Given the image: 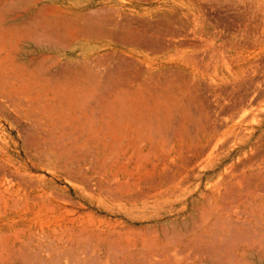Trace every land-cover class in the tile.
Returning a JSON list of instances; mask_svg holds the SVG:
<instances>
[{"label": "rangeland", "instance_id": "rangeland-1", "mask_svg": "<svg viewBox=\"0 0 264 264\" xmlns=\"http://www.w3.org/2000/svg\"><path fill=\"white\" fill-rule=\"evenodd\" d=\"M181 77L194 94V114L222 119L214 106L242 100L233 119L239 126L230 136L208 137L205 155L182 168L183 192L170 191L159 201L114 199L116 181L133 184L142 169L162 162L167 150L181 151L166 157L172 169L189 158L185 148L195 136L186 130L187 105L157 100L173 98L162 86ZM131 86L140 90L131 100L141 110L126 135L122 115L110 119L99 110V97ZM81 90L93 92L87 96L91 112L74 115L67 94L80 97ZM263 91L264 0H0V264H158L163 258L143 254L154 246L168 247L169 258L182 257V264H208L177 244L211 225L210 204L201 195L210 197L216 187L228 200L215 211L236 223L214 231L225 239L216 264L238 263L241 251L232 242V226L257 232L256 214L234 202L254 204L246 193L249 182L240 177L249 173L244 172L248 162L264 160V103H253ZM150 97L154 103L147 102ZM164 108L165 122L182 112L184 118L173 122L174 127L181 123L178 129L171 134L146 129L143 118L167 116ZM74 127L78 134L72 133ZM60 129L81 148L76 159L81 173L71 180L49 169L58 143L71 147ZM144 188L139 184L127 197L142 196ZM75 237L77 244L69 241ZM256 244L259 256H244L250 264L257 257L264 262V237Z\"/></svg>", "mask_w": 264, "mask_h": 264}, {"label": "bare ground", "instance_id": "bare-ground-1", "mask_svg": "<svg viewBox=\"0 0 264 264\" xmlns=\"http://www.w3.org/2000/svg\"><path fill=\"white\" fill-rule=\"evenodd\" d=\"M88 16V15H86ZM85 16V17H86ZM90 16V15H89ZM80 19V18H79ZM81 19H84V16L83 18ZM88 22V20L86 21ZM91 24H94V21L91 23ZM84 26V24H83ZM95 26V25H94ZM82 27V26H81ZM85 27H87L85 25ZM99 27V26H98ZM114 27V26H113ZM86 29V28H85ZM89 30V29H88ZM95 30V29H93ZM112 30V29H111ZM98 31V30H97ZM119 31V30H118ZM92 32V30H91ZM86 33V32H85ZM122 33V32H120ZM119 33V34H120ZM95 34V33H94ZM93 34V35H94ZM99 34V33H98ZM97 34V35H98ZM101 34V33H100ZM90 37V36H89ZM126 37V36H125ZM127 38V37H126ZM129 38V37H128ZM118 39V38H117ZM130 39V38H129ZM127 39V40H129ZM133 39V38H132ZM123 40V39H121ZM134 40V39H133ZM133 40L131 42H133ZM136 40V39H135ZM124 41V40H123ZM118 42V41H117ZM128 42V41H127ZM129 43V42H128ZM139 43V42H138ZM141 43V42H140ZM129 45V44H128ZM135 45V44H134ZM143 45V44H142ZM143 47V46H141ZM148 47V46H146ZM144 48V47H143ZM94 72V71H93ZM100 75V74H99ZM134 75V74H133ZM119 77V76H118ZM117 79V78H116ZM87 80V79H86ZM120 80V79H119ZM129 80V78H128ZM131 81V80H130ZM115 84V83H114ZM112 85V84H111ZM123 85V84H122ZM118 86V85H116ZM132 88L130 87H124L122 88L121 90L117 89L116 91H111L110 94L106 95V97H103L105 98L104 100L100 99L101 102V105H100V108L99 110H101L102 112H104L105 114H107L109 116L110 119L113 120V117L115 116L114 114L116 113L117 115H122V127L123 129H126V132L124 134L126 135H130L132 134V131L134 130L135 128V125L133 123V115L136 113V112H140V106L138 105L137 101L136 100H131L132 97H137L140 95V90L137 88V87H133L131 86ZM120 88H121V85H120ZM111 90V89H110ZM139 90V91H138ZM169 90V89H168ZM83 91V90H81ZM88 93L85 91V94L87 93V95L84 94V91L82 93V96L80 97H75V96H72V94L68 95V97H70L73 101H72V106H71V110H72V113L75 115L77 112H80L82 113L83 115H86V113L89 114V111L87 110L88 108V105H89V101L92 100L90 98V100L88 99L90 96H88V94H93V92H90L89 90H87ZM107 90L105 89V92ZM180 91V90H179ZM96 92V91H95ZM104 92V91H103ZM169 94V93H168ZM88 96V98H87ZM96 96V95H95ZM104 96V95H103ZM262 97V96H261ZM167 98V97H166ZM174 102V101H173ZM259 102V101H258ZM31 104V103H30ZM43 104V103H42ZM174 104V103H173ZM90 106V105H89ZM234 106V105H233ZM166 108V107H165ZM164 108V111L165 113L167 114V120L169 119V113H168V110ZM176 108V107H175ZM92 109V108H91ZM171 114V113H170ZM230 115V114H229ZM188 116V115H187ZM121 117V116H120ZM248 117V116H247ZM123 120H124V123H123ZM173 120V119H172ZM169 121V120H168ZM171 122V121H170ZM185 122V121H184ZM113 123V122H112ZM75 124H77V126L79 127L80 124L78 122V119L76 118L75 119ZM181 124V123H180ZM109 128L112 127V125L109 124L108 126ZM55 130H57V128H55ZM187 130V129H186ZM58 131V130H57ZM60 137H64V135H62L64 132L60 129ZM63 132V133H62ZM180 132V131H178ZM72 133H77V127H74L73 128V131ZM210 133V132H209ZM43 134V133H42ZM179 134V133H178ZM125 135V136H126ZM174 135V134H173ZM176 135V133H175ZM182 135V134H180ZM184 135V133H183ZM186 135V134H185ZM72 136V135H71ZM71 136L69 138L67 137H64V138H67L68 139V144L71 146L70 148H66L64 147V145L62 144V142H59L58 143V149L56 153H54L53 155V166L52 167H49V169L52 171V173L54 174H59V175H62V177L66 178V179H72L73 178V173L77 172V174L81 173V170L79 169V166L78 163H77V156L79 155L78 152L80 151L81 148H78L77 147V139L76 138H71ZM84 137V136H83ZM177 137V136H176ZM175 137V138H176ZM183 137V136H182ZM261 137V136H260ZM63 138V139H64ZM189 139V138H188ZM192 139V138H191ZM190 139V140H191ZM185 141V140H184ZM183 141V142H184ZM212 141V140H211ZM222 141H223V138H222ZM248 141V140H247ZM260 141V140H259ZM257 141V142H259ZM263 141V140H262ZM205 142H206V138L204 139V137H202V139H200V141L198 142V144L196 145H191L192 144V141L191 143H189L190 145L188 146V148H185L187 149V153H189V158L188 159H185L183 157V159L185 160H181L179 162H181V165H175L177 167L174 166V164H172V166H174V168L172 169V167L168 164V159L166 160V157L170 158L171 155L174 154V157H177L178 154L181 152L178 153L177 151L178 150H175L174 149H170V150H167L165 152V158L162 162H158L154 165H152L150 168H144L142 169V171L140 172V174L134 179L133 181V184H121L119 181H116L115 183H117L116 185V189H117V192H115L113 194V198L116 199V198H119V199H124L126 201H129V202H136V201H139V200H142V199H152V200H155V201H159V199H163L164 195H168V193L170 191H177L178 189H180V187H182L181 183L179 182L180 179H185V172L182 170V168H185V167H190L192 162L194 161H197L199 158H201L202 156L205 155V152L208 151L206 150L207 147H205ZM85 141L82 143V146L85 145ZM240 143V142H239ZM212 144V142L210 143ZM209 144V145H210ZM250 144V143H249ZM260 144V143H259ZM185 143H183V147H184ZM246 145V144H245ZM254 145V144H253ZM261 145V144H260ZM239 146V145H238ZM46 148V146H43ZM181 147V145H180ZM211 147L209 146V149ZM162 149L161 151H163V148H160ZM167 149V148H166ZM253 149V147H252ZM251 149V150H252ZM51 150V149H50ZM183 150V148H182ZM214 150V149H213ZM48 151V150H47ZM186 151V150H185ZM242 151V150H241ZM250 151V150H249ZM248 151V154L250 153ZM257 152V149L255 150ZM212 152V151H211ZM210 152V153H211ZM230 152V151H229ZM253 152V151H252ZM255 152V153H256ZM37 153V152H36ZM214 153V151H213ZM239 153V152H238ZM44 154V153H43ZM42 154V155H43ZM46 154H50L49 153H46ZM231 154V153H230ZM246 154V153H245ZM180 155V154H179ZM209 155V153L207 154V156ZM213 155V154H212ZM211 155V156H212ZM239 155V154H238ZM260 155V154H259ZM44 156V155H43ZM206 156V157H207ZM37 157V156H35ZM42 157V156H41ZM45 158L47 156H44ZM43 157V158H44ZM210 157V156H209ZM207 157V158H209ZM215 157V156H214ZM245 157V156H244ZM256 158H258V156H255ZM260 157V156H259ZM40 158V156H39ZM50 159V157H48ZM179 159L181 157H178ZM212 158V157H211ZM210 158V159H211ZM216 158V157H215ZM246 158H249V157H246ZM261 158V157H260ZM52 159V157H51ZM204 159V158H203ZM252 159V158H251ZM36 160V159H35ZM170 160V159H169ZM175 160H178V159H175ZM239 160V158H238ZM249 160V159H247ZM246 160V161H247ZM254 160H256L254 158ZM263 160V159H262ZM38 161V160H37ZM40 161H41V158H40ZM50 161V160H49ZM52 161V160H51ZM209 161V160H208ZM245 161V163H246ZM253 161V159H252ZM85 162V161H84ZM210 162V161H209ZM221 162V161H220ZM242 162V161H241ZM251 162V161H250ZM248 162V164H246L245 168H247V170H245L244 172H247L249 171V173H243L240 177V181H248L249 182V185H248V190H246V193H250L253 197L252 199L254 200V204L252 205L251 202L248 203L247 202V199L245 200H242L241 198L240 199H237L235 200L234 203H236L238 209H239V206L243 207V208H246V209H250L252 211V213L256 214V217L255 219L253 220L254 221V225L256 226L257 228V232H250L246 229H243V230H240V228H238V226H232V242L236 243L237 247L239 248V250L241 251L240 253L237 254V258L239 259L238 263L235 261V260H232V264H250L248 263L245 259H244V256L245 254L247 253H256L257 256H259V253L256 251V243L258 242L259 238L261 237H264V195L262 194L264 192V160L263 162L261 161L262 164L260 163H257L258 161L256 160V163L254 162V165H251V163ZM52 163V162H51ZM171 163V162H170ZM173 163V162H172ZM234 163V162H233ZM240 163V161H239ZM250 163V164H249ZM47 165V163H45ZM212 164V167L216 166V162H213L211 163ZM242 164V163H241ZM51 165V164H50ZM193 165H197V163L193 164ZM244 165V164H243ZM76 168V171H71L69 168ZM91 167V166H90ZM140 167V166H139ZM194 167V166H193ZM209 167V166H208ZM241 167V165H240ZM254 167H257L256 169H254ZM171 168V169H170ZM191 168V167H190ZM217 168V167H216ZM231 168V167H230ZM235 168V167H234ZM239 168V166H238ZM237 168V169H238ZM86 169V168H85ZM84 169V170H85ZM188 169V168H187ZM244 169V167H243ZM193 170V169H192ZM83 171V170H82ZM226 171V170H225ZM190 172V171H189ZM192 172V171H191ZM228 172V171H227ZM242 172V171H241ZM235 173V171H234ZM238 173V172H237ZM187 174V173H186ZM193 174V173H192ZM236 174V173H235ZM193 176V175H192ZM213 176V175H212ZM188 178V177H187ZM193 178V177H192ZM238 178V177H237ZM235 179V178H234ZM82 180H84V178L82 177ZM186 182H189V181H186ZM183 183V182H182ZM139 184H143L145 185V192L142 196H135V197H127L128 193L131 194L133 188H137V186ZM147 185V187H146ZM111 186V184H110ZM228 186V184H227ZM164 188V189H163ZM214 188V187H213ZM241 188V187H240ZM143 189V188H142ZM191 189V188H190ZM238 189V188H237ZM5 190V189H4ZM181 192H183L184 190L181 188L180 189ZM210 191V190H209ZM208 191V192H209ZM105 192V191H104ZM236 192H239V190H237ZM262 192V193H261ZM172 193V192H171ZM226 195V194H225ZM118 196V197H117ZM203 198H204V204L207 205V202H209L210 204V210H208L207 208V215H208V220L212 221L211 223V227H199L201 228L200 232L199 233H195V234H192L190 236H188L185 240V242H179L177 244V247L178 248H181V251L182 252H186L190 249L193 250V253L196 255V257L198 258V256L201 257L202 261H205L206 263L208 264H216L217 261H218V258H220V256L222 255V248L223 246L225 245V239L221 237V235H215L214 234V231L217 229V227L220 225V224H224L225 226H230L232 224H236V223H231L230 221V224L229 222H227V220H222L220 218V216H222V214H218L216 210V208L223 204L225 202V200L227 199L225 196H221L219 194V189L216 187L215 189H213V192L211 194L210 197H205L203 194L201 195ZM208 198V199H207ZM230 198H234V197H230L229 196V199ZM247 198V197H246ZM251 199V198H250ZM203 200V199H202ZM228 200V199H227ZM165 202H162L160 203V205H163ZM5 204V202H4ZM7 204V202H6ZM196 204V202H195ZM201 204V202H200ZM199 204V205H200ZM205 205L202 204V206L204 207ZM226 205V204H225ZM224 205V206H225ZM232 204H230L231 206ZM6 206V205H5ZM197 206V205H196ZM209 206V205H208ZM207 206V207H208ZM194 207V206H193ZM229 207V206H228ZM233 207V206H231ZM195 209V208H194ZM233 209V208H232ZM235 210V209H234ZM198 212V210H197ZM205 212V211H204ZM199 213V212H198ZM231 213V212H230ZM237 213V212H236ZM204 214V213H203ZM202 214V215H203ZM228 214V213H227ZM238 214V213H237ZM240 214V213H239ZM201 215V216H202ZM206 215V216H207ZM229 215H232L229 214ZM203 220H205V217ZM232 217V216H231ZM230 217V218H231ZM229 218V217H228ZM235 218V217H234ZM197 219V218H196ZM213 219V220H212ZM239 219V218H238ZM237 220V219H236ZM235 221V219H234ZM202 222V221H201ZM238 222V221H237ZM204 223V222H203ZM205 223H207L205 221ZM71 224H75V220H72L71 221ZM227 224V225H226ZM203 225V224H202ZM77 227H74L73 226V229L76 230ZM80 232H86V229H82ZM194 232V231H193ZM60 238V237H58ZM67 239V238H66ZM65 239V240H66ZM44 240V239H42ZM60 240V239H59ZM50 241V240H49ZM69 241H72L74 244H77L79 242L78 240V237H75V238H70ZM228 241V240H227ZM63 242V240H62ZM50 243V242H49ZM65 243V242H64ZM52 243H50L51 245ZM40 249V248H39ZM48 249V248H47ZM176 250V249H175ZM34 251V250H33ZM144 253L143 254H146L148 255L149 257H152V256H155V257H161L163 258L162 261H158L159 263L158 264H169L170 262H172L173 264H182V260H171L169 258V255H168V247H160V248H155L154 247H149L148 249H143ZM174 251V250H173ZM191 251V250H190ZM170 252V251H169ZM189 252V251H188ZM63 253V252H62ZM176 253V252H175ZM191 253V252H190ZM44 254V253H43ZM171 254V253H170ZM178 254L176 253V256ZM185 255V254H184ZM198 255V256H197ZM72 256V254H71ZM74 256V255H73ZM172 255H170L171 257ZM173 256H175V254H173ZM175 256V257H176ZM61 257V256H60ZM49 258V257H48ZM160 260V259H159ZM220 260V259H219ZM144 261V260H143ZM150 262V261H149ZM190 263V261H189ZM226 263V262H225ZM224 263V264H225ZM255 264H264L263 261H260V257H257V261L255 262Z\"/></svg>", "mask_w": 264, "mask_h": 264}, {"label": "crops", "instance_id": "crops-1", "mask_svg": "<svg viewBox=\"0 0 264 264\" xmlns=\"http://www.w3.org/2000/svg\"><path fill=\"white\" fill-rule=\"evenodd\" d=\"M237 73H239V71H237ZM189 76H190V80H193L194 76L193 75H189ZM219 76L222 79L226 78L227 76L230 77L229 74H227L226 77L223 74H219ZM164 86H168V88L171 91V94L174 95V97L169 98V99H165L163 97V98L157 99L158 102H160L161 104H164V102L167 103L168 100L169 101L172 100L176 102L177 106H179V104H181V106L183 107L187 105V108H188L187 110L189 112V116L186 117L187 131L190 136L197 137V139L193 137L191 145L194 146L198 144V142L200 141V139H202V137H204V139L206 138V142L204 144L206 145L208 144L207 140H208V137L210 136H219V137L230 136L233 134L234 127L239 126L237 123L233 122V119H234V116L239 111L242 110V107H243L242 100L237 99L235 100V102L232 103V105L230 102L228 106H224V107L214 106L216 110L219 111V113H221V116H223L222 119L218 118L217 115L215 116L214 115L215 113L207 117L205 115L194 114L192 112L191 102L194 99V94L192 92V89H190L188 81L187 80L185 81L183 77H181L180 79L175 78V80L171 79L168 82H164L162 88ZM157 93H161V92H157ZM154 101H155L154 97H150L147 100L149 104L154 103ZM257 101L259 102H256V100L253 101L254 105H258V103H264V91L262 93L260 92L258 93ZM166 117L167 116L164 113H159L157 116L155 115L154 118L152 116L143 118L147 121L145 128L146 129L148 128L150 130L159 129V131L164 132V134L165 133L171 134L172 132L177 130L178 125H180L178 123L176 127H174L173 122L175 120L181 121L184 118L182 112L180 111H176V113L173 114L172 122H165ZM261 119L264 120V116H262ZM190 126H192V130L189 129ZM250 129H253V127H250ZM191 131H193V133Z\"/></svg>", "mask_w": 264, "mask_h": 264}]
</instances>
